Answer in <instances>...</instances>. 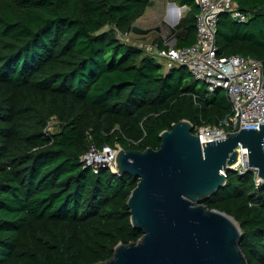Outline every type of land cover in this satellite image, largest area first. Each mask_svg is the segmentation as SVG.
<instances>
[{
	"label": "trees",
	"instance_id": "1",
	"mask_svg": "<svg viewBox=\"0 0 264 264\" xmlns=\"http://www.w3.org/2000/svg\"><path fill=\"white\" fill-rule=\"evenodd\" d=\"M172 1L189 6L174 46L191 45L199 6ZM235 1L248 18L220 14L218 52L260 59L264 74V0ZM153 3L0 0V264H91L138 240L127 204L138 178L83 155L117 143L157 148L182 118L195 129L232 115L225 88L210 91L185 65L165 70L117 35ZM227 176L203 202L237 220L249 263L264 264V179L253 170Z\"/></svg>",
	"mask_w": 264,
	"mask_h": 264
},
{
	"label": "water",
	"instance_id": "2",
	"mask_svg": "<svg viewBox=\"0 0 264 264\" xmlns=\"http://www.w3.org/2000/svg\"><path fill=\"white\" fill-rule=\"evenodd\" d=\"M132 30L149 31L136 23ZM160 137L157 148L118 149L114 170L138 178L127 204L143 233L91 264H250L237 220L203 201L226 184L228 170L238 171L239 143L248 148V169L264 178V121L247 128L238 116L226 138L202 143L192 121L182 118Z\"/></svg>",
	"mask_w": 264,
	"mask_h": 264
},
{
	"label": "built area",
	"instance_id": "3",
	"mask_svg": "<svg viewBox=\"0 0 264 264\" xmlns=\"http://www.w3.org/2000/svg\"><path fill=\"white\" fill-rule=\"evenodd\" d=\"M199 6L197 14V35L193 44L176 47L174 44L160 45L158 41L146 43L136 41L132 35L133 30L123 32L124 41L131 42L146 52L152 53L166 60L167 66L185 65L197 79H203L210 91L217 87L226 89L232 104V115L225 117L219 124H201L195 127L194 132H199L202 143L212 139L226 138L231 132V125L238 116L241 126L247 128H260L264 121V74L263 63L251 55L240 53L220 54L217 45V22L222 12L228 11L232 17L239 21L248 18L235 0H195ZM51 121V120H50ZM50 123V122H49ZM264 147V144H263ZM115 147L105 145L102 149L94 146L83 155L87 165L95 167L109 165L115 169ZM240 155L235 167L240 172L248 169V148L239 143ZM94 152V155H93ZM106 153L104 158L97 159V155ZM255 178L260 181L258 169L253 167ZM115 171V170H114ZM237 171V172H238Z\"/></svg>",
	"mask_w": 264,
	"mask_h": 264
},
{
	"label": "rangeland",
	"instance_id": "4",
	"mask_svg": "<svg viewBox=\"0 0 264 264\" xmlns=\"http://www.w3.org/2000/svg\"><path fill=\"white\" fill-rule=\"evenodd\" d=\"M171 2H172V0H156V5L153 8V12H151L144 21H142L140 19L139 20L140 24H138L144 28H148L149 31L146 33H136L134 31L132 32V35L136 41L140 40V41H143L146 43H151V42L157 41V39L160 37L163 39V41L165 43H168V45L175 44L176 35H175V32L173 31V28L175 27L176 29H179L180 25H178L179 23H175V26H172L169 19H168V15H167L168 11H169L168 9L170 7L171 8L176 7L173 4H172L173 5L172 6L170 4ZM180 6L184 7L185 5H180ZM185 13H186V9L183 8L181 10L180 16H182V15L184 16ZM106 27H109V26H106ZM122 33L123 32L117 31V35L121 39H122V37H121ZM158 60L162 62L165 70L169 68L167 66L165 59L158 57ZM204 82L205 81L203 79H201L200 85H202ZM58 123H59L58 119H56V118L51 119V121L48 125V130L56 131L59 128ZM120 147H121V145L119 143H117L115 149H113V150H118ZM93 155H94V152H93Z\"/></svg>",
	"mask_w": 264,
	"mask_h": 264
},
{
	"label": "crops",
	"instance_id": "5",
	"mask_svg": "<svg viewBox=\"0 0 264 264\" xmlns=\"http://www.w3.org/2000/svg\"><path fill=\"white\" fill-rule=\"evenodd\" d=\"M172 2H174V1H172ZM170 3L171 5L173 4V3ZM169 4V5H170ZM156 5V0H154V3L152 4V5H150V6H148L147 7V9L145 10V12H144V14L143 15H141L138 19H137V21H136V23L137 24H140V22H139V20L141 19L142 21H144L146 18H147V16L151 13V12H153V8H154V6ZM173 5H175L176 7L175 8H169L168 10V19H169V21H170V23H171V25L172 26H175V23H178L179 21H180V19L183 17V15L182 16H180L181 15V10L183 9V8H185L186 9V12L188 11V9H189V6H187V5H185L184 7H182V6H180L179 4H177L176 2H175V4H173ZM172 5V6H173ZM188 8V9H187ZM177 14V16H179V18L177 17L176 19H172L170 16L171 15H173V14ZM186 14V13H185ZM175 35H176V32H175Z\"/></svg>",
	"mask_w": 264,
	"mask_h": 264
},
{
	"label": "bare ground",
	"instance_id": "6",
	"mask_svg": "<svg viewBox=\"0 0 264 264\" xmlns=\"http://www.w3.org/2000/svg\"><path fill=\"white\" fill-rule=\"evenodd\" d=\"M172 19H176L177 17L179 18V16H177V14H173V15H171L170 16ZM106 156V153H102V154H99V155H97V159H99V158H104Z\"/></svg>",
	"mask_w": 264,
	"mask_h": 264
}]
</instances>
